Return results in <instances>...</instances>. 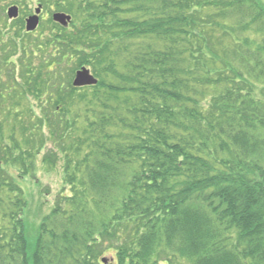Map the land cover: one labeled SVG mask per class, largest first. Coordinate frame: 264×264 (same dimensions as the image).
Instances as JSON below:
<instances>
[{"label":"trees","instance_id":"1","mask_svg":"<svg viewBox=\"0 0 264 264\" xmlns=\"http://www.w3.org/2000/svg\"><path fill=\"white\" fill-rule=\"evenodd\" d=\"M34 3L72 21L0 29V264H264V0ZM41 154L63 188L30 241Z\"/></svg>","mask_w":264,"mask_h":264},{"label":"rangeland","instance_id":"2","mask_svg":"<svg viewBox=\"0 0 264 264\" xmlns=\"http://www.w3.org/2000/svg\"><path fill=\"white\" fill-rule=\"evenodd\" d=\"M1 1V0H0ZM7 2L3 5L2 1L0 2V14H3L6 17L5 21L0 22V29L5 30V25L9 27V29L12 30V25L14 24V21L9 20L7 17L8 10L13 7L12 0H6ZM37 5L30 4L29 9L25 7L24 10L21 11V15L23 17H27V15L30 13V11L33 13ZM53 13L44 11L42 14V22L39 30L37 33L32 34V38H35L41 35L42 32H48V29L50 27H53V24L50 22L52 18ZM36 34V35H35ZM8 38H5L4 41L7 42ZM0 41H1V35H0ZM73 67V66H72ZM64 70V68H63ZM71 71L69 70V73ZM30 101V102H29ZM22 106L26 105V108L36 107L34 102L31 100L28 101H22ZM46 134H48V131H46ZM47 147L46 150H44L45 153H47V150H50L51 146L53 148V144L49 141H47ZM41 159L42 154L37 158V169L34 171L35 175L32 178H29L24 181H20V185L24 188L26 194L29 198V209H28V229H29V237L30 241L36 239L37 236V230L41 224V220L43 219L44 215L49 213L50 210V204L54 201V199L60 195L61 190L63 188V172L61 168V164H58L55 169H48L42 167L41 165ZM7 172L9 175L14 176L17 178L18 174L14 172V169H8ZM107 259V262L109 263L112 261L113 256L108 254L105 256Z\"/></svg>","mask_w":264,"mask_h":264},{"label":"water","instance_id":"3","mask_svg":"<svg viewBox=\"0 0 264 264\" xmlns=\"http://www.w3.org/2000/svg\"><path fill=\"white\" fill-rule=\"evenodd\" d=\"M42 7L40 6L36 10V15L29 17L26 21V30L27 32H34L40 23L39 15L41 14ZM8 17L10 19H17L19 17V8L17 6H13L8 10ZM54 21L63 25L68 26L71 21V17L65 14H55ZM98 84V80L94 75L91 74L90 70L87 68H82L76 73L75 80L73 82V86L76 88L96 86Z\"/></svg>","mask_w":264,"mask_h":264},{"label":"bare ground","instance_id":"4","mask_svg":"<svg viewBox=\"0 0 264 264\" xmlns=\"http://www.w3.org/2000/svg\"><path fill=\"white\" fill-rule=\"evenodd\" d=\"M61 26H62V27H64V28H66V27H67V26L65 27V26H63V25H61ZM104 261H105V262H107V259L105 258V259H104Z\"/></svg>","mask_w":264,"mask_h":264}]
</instances>
